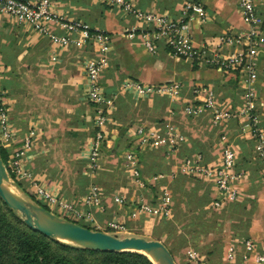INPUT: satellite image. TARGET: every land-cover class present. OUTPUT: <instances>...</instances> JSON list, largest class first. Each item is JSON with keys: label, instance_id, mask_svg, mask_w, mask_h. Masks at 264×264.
<instances>
[{"label": "crops", "instance_id": "crops-1", "mask_svg": "<svg viewBox=\"0 0 264 264\" xmlns=\"http://www.w3.org/2000/svg\"><path fill=\"white\" fill-rule=\"evenodd\" d=\"M133 1L142 10L180 18L184 4L195 0ZM204 1L207 21L191 19L189 26L195 45L210 52L217 47L219 37L246 30L247 24L240 0ZM255 2L263 19L256 87L257 112L264 130V0ZM52 4L57 15L82 20L92 30L110 35L111 63L103 72L102 83L114 104L107 111L99 168L91 175L88 162L96 133V105L88 99L84 64L96 53V45H60L27 22L1 15L0 82L10 104L16 145L30 130L36 131L26 162L32 177L19 178L21 187L37 199L34 183L45 186L82 209L88 188L97 183L103 192L104 208L91 209L92 218L80 224L120 236L160 240L175 259L181 250L186 251L190 264H259L241 257L228 259L233 243L251 238L264 245V173L250 127L242 117L216 127L210 107L202 114L190 111L204 106L209 93L216 108H239L244 101L243 70L231 72L199 60L178 58L163 41L155 52H150L139 36H128L142 23L103 0H52ZM52 30L60 38L68 35L58 24H53ZM73 37L78 38V34ZM233 50L225 46L220 51L228 54ZM127 79L150 84L180 82L183 89L175 99L160 95L141 98L121 90L120 85ZM168 126L182 136L177 151H171L165 142L153 145L137 133L141 127L157 130L166 140L162 132ZM224 136L237 153L240 196L225 209H217L212 205L219 196L215 183L185 175L180 167L187 157L198 153L207 163L216 164ZM14 148L3 150L10 158ZM129 154L137 160L141 184L134 181ZM117 194L125 195L126 202H116ZM164 194L173 198L170 218L133 216L140 199L156 203ZM111 221L123 223L127 230L115 233L109 227ZM192 251L199 255V262L189 257Z\"/></svg>", "mask_w": 264, "mask_h": 264}, {"label": "built area", "instance_id": "built-area-1", "mask_svg": "<svg viewBox=\"0 0 264 264\" xmlns=\"http://www.w3.org/2000/svg\"><path fill=\"white\" fill-rule=\"evenodd\" d=\"M118 7L128 15L133 16L142 23L141 28H132L129 37L139 36L150 52H155L160 42H164L171 48V52L178 58L199 60L220 68L221 70L237 71L243 70L242 83L244 86V101L242 105L235 108L218 109L213 102V95L209 93L205 105L191 108L194 114H202L206 107L213 109L212 124L219 126L221 123L245 118L246 124L254 138V150L257 159L264 173V130L260 126L259 113L257 112V62L260 55V45L263 35V19L260 16L255 0H240L239 8L247 29L237 34H227L218 39L217 47L212 51L199 48L193 40L189 20L198 19L207 21L208 10L204 0L189 1L182 7L180 18H173L167 14H157L153 11L138 8L133 0H103ZM5 15L15 18L20 22H27L38 33L47 36L53 42L69 46L73 43L85 44L94 43L97 47L96 53L89 58L85 64V74L88 80V99L96 105L95 139L90 150L88 162L91 175H95L99 168L100 145L105 138L104 127L108 122V108L114 104L113 98H108L102 83L103 72L109 68L111 63L112 41L109 34L102 30H92L90 25L82 20L66 19L54 12L52 0H0V16ZM58 24L64 28L68 35L58 37L52 30V25ZM140 31V32H138ZM78 34V38L73 36ZM229 46L234 50L228 54L221 52L223 47ZM120 88L123 92L132 93L144 98L153 95L166 96L171 99L178 98L182 93L180 82H166L150 84L139 80H125ZM197 90H195L196 92ZM138 135L153 145H160L163 142L171 151H177L182 141V136L177 129L171 126L166 127L162 132L166 135L163 139L157 130L148 131L145 128H138ZM36 131L30 132L16 145L17 134L12 123L11 108L6 98V91L0 82V152L15 146L10 154L6 165L10 175L18 182L19 178L30 179L32 173L26 168L28 154L35 143ZM224 146L216 164L206 162L203 154L198 153L187 157L180 167L185 175H195L211 179L218 190L219 196L213 201V207L225 209L229 202H235L240 196L239 182L240 172L236 169L237 153L229 138L222 137ZM130 161L131 172L134 181L141 184L142 173L137 166V160L130 154L127 155ZM36 197L48 206L53 213L80 223L92 218L93 208H104L103 192L100 185L92 183L88 188L82 204L79 208L72 201L61 198L53 190L34 183ZM115 201L119 204L126 202V196L117 194ZM103 207V208H102ZM150 216L154 218L168 219L173 215V198L164 194L156 202H149L140 199L134 209L133 216ZM109 227L115 233L126 231V226L118 221H111ZM198 254L195 251L189 253V257L196 262ZM241 257L244 261L254 260L264 264V245L255 243L251 238L242 240L239 244L233 243L228 250V259L235 260ZM201 264V263H200Z\"/></svg>", "mask_w": 264, "mask_h": 264}, {"label": "water", "instance_id": "water-1", "mask_svg": "<svg viewBox=\"0 0 264 264\" xmlns=\"http://www.w3.org/2000/svg\"><path fill=\"white\" fill-rule=\"evenodd\" d=\"M0 198L22 218L28 228L52 240L102 252L134 251L146 256L147 253H152L157 258L158 264H178L171 250L160 240L134 235L120 236L91 229L53 213L34 200L10 175L1 152Z\"/></svg>", "mask_w": 264, "mask_h": 264}, {"label": "trees", "instance_id": "trees-1", "mask_svg": "<svg viewBox=\"0 0 264 264\" xmlns=\"http://www.w3.org/2000/svg\"><path fill=\"white\" fill-rule=\"evenodd\" d=\"M1 155L7 164L8 154L1 149ZM31 197L48 209L40 200ZM82 225L91 228L87 224ZM0 264H154V262L140 252H102L52 240L28 228L22 218L0 198Z\"/></svg>", "mask_w": 264, "mask_h": 264}, {"label": "rangeland", "instance_id": "rangeland-1", "mask_svg": "<svg viewBox=\"0 0 264 264\" xmlns=\"http://www.w3.org/2000/svg\"><path fill=\"white\" fill-rule=\"evenodd\" d=\"M74 246H77V245H74ZM176 262L178 264H190L189 260L187 259L186 251L181 250V252L178 255H176Z\"/></svg>", "mask_w": 264, "mask_h": 264}, {"label": "bare ground", "instance_id": "bare-ground-1", "mask_svg": "<svg viewBox=\"0 0 264 264\" xmlns=\"http://www.w3.org/2000/svg\"><path fill=\"white\" fill-rule=\"evenodd\" d=\"M147 256H148L151 260H153L156 264H158V260H157V258H156L155 256H153L152 253H147Z\"/></svg>", "mask_w": 264, "mask_h": 264}]
</instances>
